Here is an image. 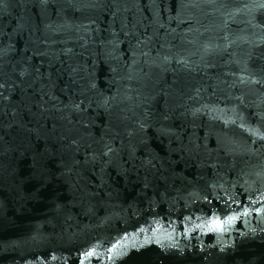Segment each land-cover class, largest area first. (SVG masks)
<instances>
[{
	"label": "water",
	"instance_id": "95a60500",
	"mask_svg": "<svg viewBox=\"0 0 264 264\" xmlns=\"http://www.w3.org/2000/svg\"><path fill=\"white\" fill-rule=\"evenodd\" d=\"M0 264H264V0H0Z\"/></svg>",
	"mask_w": 264,
	"mask_h": 264
},
{
	"label": "snow or ice",
	"instance_id": "6c2138e0",
	"mask_svg": "<svg viewBox=\"0 0 264 264\" xmlns=\"http://www.w3.org/2000/svg\"><path fill=\"white\" fill-rule=\"evenodd\" d=\"M257 211H259V209H257ZM235 218H236V217H230L229 220H231V219H235ZM86 255L89 256V257H91V256L94 255V252H93V251H89Z\"/></svg>",
	"mask_w": 264,
	"mask_h": 264
}]
</instances>
